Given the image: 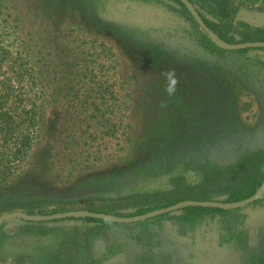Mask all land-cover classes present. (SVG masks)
Listing matches in <instances>:
<instances>
[{
    "label": "trees",
    "instance_id": "1",
    "mask_svg": "<svg viewBox=\"0 0 264 264\" xmlns=\"http://www.w3.org/2000/svg\"><path fill=\"white\" fill-rule=\"evenodd\" d=\"M189 1L207 26L225 42L264 43V29L237 21L240 6L234 0ZM26 3L27 0H0V212L27 210L33 215L38 209L39 214L47 215L48 212L41 211L42 206L28 208L22 202L3 204L2 200L17 193L60 194L104 185L109 170L108 177L118 179L121 171L135 169L145 156L155 158L156 150L150 143L159 138L153 133L160 131L161 126L150 130L142 143L129 132L131 126L117 119L122 107L116 91L118 57L100 33L75 20L78 6L49 2L44 7L37 4L32 8ZM198 41L206 51L220 56L227 53L246 56L251 50H264L223 51L204 33ZM155 52L159 55L158 62L167 55L158 48ZM250 108L251 104L244 102L240 111L249 113ZM164 124L162 120L157 125ZM164 153L150 164V171L174 175L170 182L179 194L167 202L152 194L108 198L100 200L101 204L93 197L86 200L62 197L52 214L89 211L135 217L185 201L237 203L252 197L264 181V158L255 162L244 158L226 168L186 164L184 170L176 162H167ZM185 171L201 172V184L189 186ZM199 187L206 192H197ZM211 187L218 188L209 192ZM212 195L218 198H211ZM263 204L264 199L252 205ZM240 210L187 207L175 219L190 229L207 221L231 224L230 219L238 217ZM66 221L76 224L72 228L62 226ZM122 226L83 217L22 223L20 233L47 241V244L38 242L32 264H97L94 241ZM225 244L247 250V233L226 228V234L219 236V245ZM107 252L111 255V247ZM11 264L28 262L23 257Z\"/></svg>",
    "mask_w": 264,
    "mask_h": 264
},
{
    "label": "rangeland",
    "instance_id": "2",
    "mask_svg": "<svg viewBox=\"0 0 264 264\" xmlns=\"http://www.w3.org/2000/svg\"><path fill=\"white\" fill-rule=\"evenodd\" d=\"M49 2L78 6L75 20L100 33L114 49L119 61L116 91L122 100L117 119L131 126L129 132L142 143L150 130L161 126L153 133L159 138L150 143L156 155L140 159L133 170L121 171L118 179H110L109 170L104 185L60 194L17 193L3 199V204L42 206L41 211L49 214L41 215L38 209L34 214L49 216L55 215L52 211L62 197H93L101 204L100 200L108 198L152 194L167 202L179 194L170 182L174 175L150 171V164L162 152L167 162H176L184 170L186 164L226 168L244 158L254 162L264 158V50H251L246 56L211 54L199 44L203 32L174 0H27L26 4L36 8L37 4L44 7ZM234 2L240 6L237 21L264 29L263 0ZM155 48L167 52L159 62ZM169 68H175L180 77L174 97L164 92L161 75ZM244 102L251 104L249 113L240 111ZM162 103L165 107H161ZM162 120L165 124L157 125ZM184 174L189 186L201 184V172ZM217 188L208 191L215 192ZM196 189L206 192L203 187ZM11 212L28 214L27 210H3L0 216ZM178 213L145 221L143 226L137 223L111 229L94 241L97 264H264V204L241 208L239 216L230 219L231 224L207 221L191 229L176 221ZM22 223L14 220L3 225L0 264H11L23 257L32 264L37 246L47 244L44 239L22 235ZM75 224L66 221L62 226L72 228ZM226 228L246 232L248 249L242 251L233 244L220 246L219 236L226 234Z\"/></svg>",
    "mask_w": 264,
    "mask_h": 264
},
{
    "label": "water",
    "instance_id": "3",
    "mask_svg": "<svg viewBox=\"0 0 264 264\" xmlns=\"http://www.w3.org/2000/svg\"><path fill=\"white\" fill-rule=\"evenodd\" d=\"M179 1L187 10L189 15L193 18L199 29L208 36L210 41L219 49L227 52H235L239 50L246 49H264V43L256 42V43H245V44H229L222 40L218 34L212 31L207 24L204 22L196 7L189 0H177ZM264 199V181L259 190L250 198L237 202V203H223V202H195V201H185L173 205L168 208L159 209L145 215L135 216V217H118L115 215H107L101 213H93L89 211H74V212H65L59 213L55 215L49 216H41V215H30L22 212H11L6 213L0 216V229L4 224L10 221H21L23 223H46L58 220H65L71 218H92L97 220H103L114 224L119 225H135L137 223L145 222L151 219H155L161 216H164L169 213L179 212L180 210L187 207H206V208H217L226 211H234L244 208L253 204L258 200Z\"/></svg>",
    "mask_w": 264,
    "mask_h": 264
},
{
    "label": "clouds",
    "instance_id": "4",
    "mask_svg": "<svg viewBox=\"0 0 264 264\" xmlns=\"http://www.w3.org/2000/svg\"><path fill=\"white\" fill-rule=\"evenodd\" d=\"M165 80L164 92L168 97L176 96L178 92V85L180 83V77L178 76L175 68H169L167 71L161 73ZM161 107H165L162 103Z\"/></svg>",
    "mask_w": 264,
    "mask_h": 264
}]
</instances>
